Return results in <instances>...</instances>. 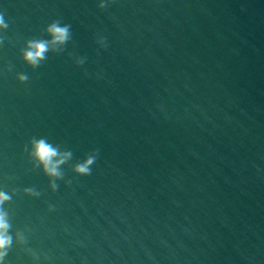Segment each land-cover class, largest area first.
I'll return each instance as SVG.
<instances>
[{"label":"water","instance_id":"obj_1","mask_svg":"<svg viewBox=\"0 0 264 264\" xmlns=\"http://www.w3.org/2000/svg\"><path fill=\"white\" fill-rule=\"evenodd\" d=\"M0 15L3 264H264V0H0ZM54 21L71 38L33 68L27 43ZM41 137L72 152L56 190L30 155Z\"/></svg>","mask_w":264,"mask_h":264},{"label":"clouds","instance_id":"obj_2","mask_svg":"<svg viewBox=\"0 0 264 264\" xmlns=\"http://www.w3.org/2000/svg\"><path fill=\"white\" fill-rule=\"evenodd\" d=\"M101 9L107 7V3L101 2L99 4ZM8 24L5 22L2 15H0V28L7 29ZM71 26L68 24L61 25L59 21H54L47 28V33L51 37L50 40H29L27 48L23 52L24 61L37 68L40 63L47 59V53L50 51H59L60 45L66 44L71 38ZM3 37H0V44L3 43ZM105 47L106 44L104 43ZM83 63V60L79 61ZM18 79L23 83L29 78L27 75H20ZM32 150L31 157L36 161L38 165L42 167L43 172L50 178H54L51 182L53 190L58 188L55 183L56 179H61L63 174L60 171V166L72 157L71 151L61 152L59 145L50 143L47 138L41 137L39 139L33 138L30 141ZM96 162L95 155H88L83 162L78 163L74 167V172L81 176H88L92 172L91 166ZM25 192L30 195H39L31 188H26ZM11 197L3 191H0V264H3L4 258L8 254L9 248L12 246L13 237L9 234L11 224L8 220V213L3 209L5 202L9 201ZM19 235V234H18ZM23 242V237H20Z\"/></svg>","mask_w":264,"mask_h":264}]
</instances>
